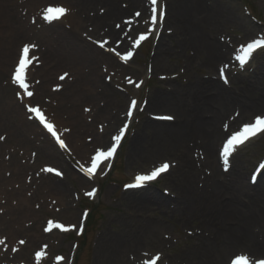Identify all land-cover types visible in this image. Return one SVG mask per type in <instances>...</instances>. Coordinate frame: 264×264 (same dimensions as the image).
<instances>
[{"label": "bare ground", "instance_id": "bare-ground-1", "mask_svg": "<svg viewBox=\"0 0 264 264\" xmlns=\"http://www.w3.org/2000/svg\"><path fill=\"white\" fill-rule=\"evenodd\" d=\"M40 1L27 0L28 4L22 6L24 9L37 12L39 9L41 10L40 4L39 7L37 6L38 8L33 7V2ZM62 1L66 2L67 0ZM69 1L73 3L66 4V15L59 22H54L52 27L55 25L59 27L58 30H54V34L68 35L64 32L63 26L60 27L59 25L70 24L69 32H73V36L64 35L68 39L61 44V51H58V55L48 57L51 61L47 65H52L48 74L43 73L42 69L39 70L44 85L43 88L37 87L36 90L39 94L43 92L46 96L47 87L51 89L54 86L52 82L55 78L52 71L70 72L71 74L66 78L63 86V89L66 88V90L61 93L57 92L56 96L62 95L64 99H60V101H65L66 105L72 104L74 100L78 101L75 105L81 110L82 116L89 120L93 117H105L110 110L109 117L114 123L119 119L117 113L119 106L112 100L114 94L112 92H115L114 87L105 79L109 73L113 75L112 71L115 67H112L108 60H114L115 57L95 48L93 43L88 41V38L91 37L90 39H92L94 36L100 37L102 35L105 39H112L114 42V38L121 36L123 31H126L125 24L118 28L119 31L115 29V25L123 20L127 11L121 8L119 0ZM128 1L131 7L137 8L143 15L148 14L149 3L147 0ZM18 2L19 0H0V36L3 39H6L9 30H15L16 23L24 26L31 24V19L27 18L23 22L21 15H19L20 18L18 17V9L22 7ZM223 2L226 3L227 9L223 7ZM232 3L229 0H165L166 12L169 17L167 38L170 40H166L163 34V38L157 42L151 67L153 74L169 70L170 66L167 62L171 60L172 56L188 51H194L199 63L209 70L215 67V63L230 62L233 45L222 42L221 32L223 33L226 27L230 25L238 24L241 19L244 20H242V24L240 22L241 28L249 29L247 27L250 25L243 15L236 14L231 6ZM76 13L80 17L82 15L84 20L78 19L75 16ZM146 18L143 16L139 19L140 21L134 22V26L140 27L141 22H144ZM38 23L42 27L51 25L46 23L43 18L41 21L39 19ZM224 25L225 28L221 31ZM31 28L33 29V27ZM32 29L29 30L33 32ZM24 32L26 36H29L26 31ZM74 34L77 38L74 37ZM43 37L41 32L39 35L34 34L33 38L40 41ZM49 38H51L48 39L50 43L53 37L49 36ZM66 38L63 37V39ZM131 39H127V45ZM14 53H8L6 58L11 71L15 67L11 66ZM123 54L125 55V53L120 55ZM195 54L193 53V56ZM31 57L36 59L33 51ZM44 58L46 59V56L38 61L43 62ZM35 65L36 62L26 71L25 76L27 78L34 72ZM253 73L245 76L235 73L233 80L239 86L235 90L211 76L205 82L198 78L191 81L189 85L179 87L170 80L165 88L166 93L161 92L150 97L148 107L170 109L174 113L175 120L168 124L149 121L152 125L146 129H150L152 135L149 136L145 129L139 136L133 138L131 159L134 161L141 156L147 158V155L154 154L155 159L172 158L173 161H176L177 165L169 171L172 175L168 180L167 188H173L177 197L174 201L175 206L169 207L167 203L172 198L157 196L156 192L147 189L145 194L140 196L131 194L127 198V204L129 206L138 205L142 211L144 208L150 207L147 200H155L158 202L156 206L160 207L159 211L165 215L172 214L174 217H178L180 223L198 224L196 228L199 233L194 238L196 241L193 247L177 255L174 260H170V264H225L227 259L229 261L238 252H248L252 257H264V179L263 181L259 179L255 186L248 183L247 165L239 156L236 164L232 165L230 170H225L219 152H217L219 142L226 131L223 128L225 121H230V126L237 128L248 123L245 120L255 118L257 110L264 109V91L260 92L258 88L260 83H264V70H257L256 73ZM69 78L77 80L75 86L70 84L72 79L69 80ZM161 83L164 84L162 81ZM18 91L23 93V90L18 89ZM23 100V103H30V100L25 98ZM12 104L17 107L18 114H22L24 117L22 104L18 101H12ZM72 108L74 106L69 109L72 110ZM69 109L67 108L66 112H70ZM234 109L240 112V117L237 119L231 117L230 111ZM253 112L255 115L250 117ZM46 113L62 137L66 138V124L61 118L53 116L49 110ZM26 124L33 126V130H30L32 135L35 131L39 138H43V141H40L46 149L44 153L49 158L53 160L64 159V155L58 149H54L56 147L53 141L35 121ZM105 134L106 130L100 138V145L106 143L104 142ZM263 134L261 133L255 140L246 145L256 141ZM25 143L27 144L26 141ZM27 145V147L30 146ZM68 145H70L69 148L72 152L79 155L81 161L85 159L84 153L80 154L79 148L74 146L73 142ZM27 147L24 149V155L31 159L33 155ZM199 151L203 152L205 160L195 157ZM27 165L30 166V164ZM32 168V166L31 168L21 166L19 172L26 173L28 170H33ZM262 176L264 178V173L261 178ZM79 178L81 185L88 186L91 183L85 177ZM19 180L17 181L21 183V188H24L25 192L23 191L24 194H21L19 199H15L19 206L13 209V213L17 214V218L21 221L24 217L31 218L28 221L35 220L31 207L32 194L28 193L29 189H27L26 184ZM2 182L6 183L7 180L2 179ZM9 185L12 184H4L5 188H2L0 194L9 195L10 192L7 190ZM45 188L49 189L47 186ZM61 191L62 193L60 186H58L56 188L57 194H63L65 189ZM11 192L17 193V191ZM221 221L223 226L218 224ZM20 222L19 230H24ZM139 222L140 226L136 231H131L132 221H129L123 229L122 236L120 235L119 238L112 237L108 241L111 246L106 249V252L111 256V261L117 260V256L125 253L122 250L125 246H133V249L148 247L149 252H152V250H160V247L167 243L165 234L168 232L164 231L166 228L163 225L150 220L146 221V219ZM8 235L10 242H14V244V236L16 239L19 238L18 241L21 238L20 234L9 233ZM22 235L29 237V241L34 238V235L32 236L25 231ZM122 244L124 247H121ZM27 245L28 243H26ZM1 246L0 253H3L6 245L1 244ZM17 246H19L18 250H25L20 245ZM17 246H13V248ZM148 250L141 249L140 251ZM231 253L233 254L231 255ZM219 258L222 260L217 263L215 260H219ZM20 264L23 263L20 262Z\"/></svg>", "mask_w": 264, "mask_h": 264}, {"label": "rangeland", "instance_id": "rangeland-1", "mask_svg": "<svg viewBox=\"0 0 264 264\" xmlns=\"http://www.w3.org/2000/svg\"><path fill=\"white\" fill-rule=\"evenodd\" d=\"M61 1L62 0H44L42 2L41 0L40 2H33V7H37V5L39 4L45 5V2L50 3ZM229 1L233 2L231 6L235 10L236 14L239 13L241 16L243 15V17L248 20L250 25L247 27L249 29L241 28L240 22L242 24L243 20L241 19L239 20L238 24L235 23L234 25L226 27V29L223 31V33L221 32L220 35L227 42V44H234V49H236L238 45H242L247 41L256 38L259 34L264 35V0ZM66 2H68L69 4L73 3L69 0H67ZM119 5L127 10L126 16L128 18H133V13L138 12L137 8L131 7V4L128 0H122ZM222 5L223 7H225L226 3L223 2ZM77 17L78 19L83 20L82 16L80 17L79 15H77ZM168 18L165 23L166 28L163 31L164 35L167 30L169 20ZM21 25L22 24L20 23H16V27L14 28L15 30H13L14 32L11 31L12 29L9 30L6 35V39L1 38L0 36V137H2V139H0V179L6 178L8 180L6 183L12 184L8 189H13L14 186L19 183L17 180L20 179L19 181H23L27 185V187H29L30 193L33 194L34 199L31 205L32 209L34 210L33 216L35 217L36 222L34 224V221H32L33 225L28 224L27 228L25 229L27 230L26 233H29L31 235L40 236L41 227L43 226L44 221H46L47 219L53 221H62L68 226L76 223L77 226L78 218L82 210L89 209L91 211V218L88 222L87 230L83 238L76 236L75 232H70L67 234H58L55 232L54 235H50L46 238L41 239V244L44 243L49 247V259L45 264H54L52 259L57 254H64L67 257L65 264H68V257L72 254V246L74 245V243H78L79 245V248L76 252V264H143L145 261L144 259H147V257H149L150 252L147 253V251L140 250H148V247H137L133 249V246L129 245L124 247L122 244L121 247H124L122 250H124L125 253L117 256L118 258L115 261H111V256L107 254L106 249L111 246V243H109L108 241L112 237L119 238L120 235H123V229L129 221H132L131 231H136V229L140 226L139 221L145 219L146 221L150 220L163 225L166 228L164 231L168 232L165 235H167L170 240H167V243L160 247V250H154L155 253L162 254V259L164 260L162 264H166L169 259L174 260L177 255H180L188 248L193 247L196 240L194 239L195 236H193L191 232L196 229L198 225L197 223H180L178 217H174L172 214L165 215L162 211H159L160 207L156 206L158 202H156L155 200H147L151 208L147 207L142 211H140L141 208L138 205L129 206L127 204V198L131 194L140 196L143 193L145 194L146 190L143 189L137 192H129L125 191L123 189V186L126 183L133 181V178L136 174L147 173L151 171L155 164L150 165V163H153L154 161H159L161 163V161H163V159H155L154 154L147 155V158H143V156H141L137 159H134V161H132L131 159V145L133 142V138L139 136L142 132L145 131L146 128H149V125H152L149 120H147V117L149 115L151 117L152 114H167L174 116L173 111L170 109L147 106L152 95L161 92L166 93L165 88L169 83L163 82L164 84H162L159 79L160 76H167L177 87L189 85L191 81L198 78L202 82H205L209 75H213L216 78L218 77V63H215V67L212 70H209L203 67L201 63H199V61L197 60V54H195L194 51L176 53L172 56L171 60L167 62V64L170 66V68H168L169 70L159 73L155 72L154 76H152L151 66L156 46V38L152 36L150 40L147 41L146 44H144L141 50L136 53L134 59L130 61V63H128L126 66L123 65L121 67L116 60H108L112 67H115L116 69L120 68L123 70V73H125L121 77L115 76L114 80L111 81V84L112 86L114 85L113 87L115 89V92H112L114 93L112 95V100L116 105L119 106L117 110L118 116L119 113L123 112L122 116H119V119L114 123L110 120L109 117V113H111V111L107 109L108 114L105 117H101L100 119L98 118V123L87 122L85 121V119H81L80 124H77V118L80 114L76 115V113L79 111V108L75 104H77L78 101L74 100L73 103L70 104L71 106H74V108L70 110V105H66L64 101L60 103V99H63V97H57V100H55V102L49 101L47 98H42L43 104L50 105L49 108L54 114L56 113L64 120H68L69 118L70 121L68 120L69 122H66L69 124L68 132L72 140H70L69 142H73V144H75L78 140L85 141L78 144L80 153H83L85 149L90 148L88 150L91 154L95 150H99L98 148L100 147V143L96 142L98 135L100 134L99 129L106 128L108 130V133L105 138H112L114 135H116L119 127L125 121V113L129 101L132 99L138 100V114L133 122L130 134L126 139L125 144L123 145L122 153L117 157L114 170L106 176L105 174H102L98 178V181L94 185L100 187L99 196L94 203H89L85 199L84 194L85 191L90 190L93 186H88L84 189H82V187L80 186L79 176L77 175V173L82 162L79 161L78 156L68 154V156L64 157V160L62 161L49 158L47 154L44 153V150L46 151L45 147L36 142L37 137L35 136L34 131L33 135L30 133V130H33V127L24 124L23 120L21 119L22 116L20 117L18 114L19 112L17 111V107L12 105V101L15 97V92L13 89H9L7 86V82L9 79V77H7V74L10 73L8 72V67L10 66V64H7V54L15 52V58L20 45L25 42L26 39L32 40V38L29 37L30 33L32 32L27 27L23 28L24 26ZM223 28H225V25L221 29L223 30ZM49 30L45 29L44 31H42L44 32L43 38H46V40H43V38H41L40 41L38 40V44L42 46L41 50L45 53L46 56V59L44 58V62L46 61V63H44L45 65L42 67V72L45 74H48V71H50V68L52 66H50V64L47 65V63L51 61L48 59V57L58 55V51H61L62 48L60 47L61 44L68 39L65 36H73V32H69L70 29H65L64 32L68 35H65L64 33L63 34L65 36L62 34H58L56 35L57 38L55 40L53 39V41L49 43L48 39H51L49 38V36L52 35V32H49ZM24 31H26L29 36H26V34L23 35ZM144 31H147V25H145V27H141V29L136 31L135 37H137L138 33ZM63 37L66 39H63ZM74 37L77 38L75 34ZM95 38L102 39L101 37ZM166 40L169 41L170 39L166 38ZM132 43L133 42H131L130 46H127L128 49L131 47ZM110 47L111 46H109L107 49L109 50ZM193 53L195 54L194 56ZM14 58L11 65L15 61ZM246 69L250 71V73H256L257 70H264V52L256 55L253 59V62ZM53 73L56 76L59 72L52 71V74ZM125 77H127V79ZM132 79H135L136 82L133 84H128V82ZM229 79L231 80V77H229ZM138 83L142 84L140 88L129 87L130 85L136 86V84ZM75 84V82L72 83L73 86H75ZM232 86L236 89L238 85L234 82ZM258 88L260 92L264 91V83H260L258 85ZM36 102L37 101L33 100L31 103L35 104ZM67 108L70 110V112H66ZM73 110L74 113L72 112ZM233 111L234 110H231L230 112L233 113ZM256 112L257 113L255 114L261 115L264 113V109ZM255 114L253 112L251 116ZM147 123L149 124L147 125ZM72 131H74V136ZM147 134L151 136L152 131L148 129ZM109 138L106 141L107 146L110 145ZM25 141L31 146L29 150L33 149L34 153L37 154V157H33L32 160H29L27 156H25V158L22 153L28 146ZM237 154L238 155L235 159V163L237 162L238 156L241 157V160H243V162L247 165L246 176L247 182H249L251 172L254 170L256 165L264 158V136L257 142H254L246 148L240 150ZM124 159L125 162L123 161ZM166 160H169V158H167ZM27 164H30V166H28ZM43 165L60 168L65 173L66 178L60 180L50 175H46V177L48 178L43 177V174L38 172L40 170L39 168ZM21 166H23L24 168H31L32 166L33 170H28L26 173H21L19 172ZM171 175L172 173L166 175L157 183L152 184L151 186H146V188H149L151 191L156 192L157 196L159 195L164 198H172L169 199V202L167 203L169 207L175 206L174 201L175 197H177L173 188H167L168 180ZM261 179L263 181V176ZM29 180L31 181V183H29ZM2 184L3 183L1 181L0 189L2 187ZM45 186L49 187V189L45 188ZM58 186H60V190L65 189V199L57 194L56 188ZM20 190L21 188L17 189V192ZM20 197L21 196L19 195V193H16V199H19ZM0 198H2L3 200L0 203V208H4L0 209L1 237V235L3 234V236H7V234L9 233L15 234L19 230L17 228L19 227V222L21 220H19L17 216L14 215L15 213L13 214V212L6 210L7 204L11 202V196L7 195L5 197H1L0 195ZM51 199L53 202H49V200ZM70 216H73L74 218ZM24 218L20 222V225H24V222L31 219L28 217ZM15 219H18V222L17 220L15 221ZM218 224L223 226L222 221L218 222ZM23 237L24 236H22V238ZM59 241H63V243L60 245L58 243ZM11 244L12 243L8 241L7 246L9 247V245ZM30 245H32L36 249L39 248V242L37 241H31ZM138 248L141 249L137 250ZM233 253H231V255ZM26 254L27 251L25 253L22 252L20 255L14 254L10 259L13 260L14 263H16L15 261H19L18 259H21L22 257L25 260L31 261L32 254L29 255L28 258L26 257ZM3 257L4 260H6L7 255H3ZM141 259H143L144 261L139 262V260ZM221 260L222 259L219 258V260L216 259L215 261L218 263ZM227 263L228 259L227 261H225V264Z\"/></svg>", "mask_w": 264, "mask_h": 264}, {"label": "snow or ice", "instance_id": "snow-or-ice-1", "mask_svg": "<svg viewBox=\"0 0 264 264\" xmlns=\"http://www.w3.org/2000/svg\"><path fill=\"white\" fill-rule=\"evenodd\" d=\"M151 24L153 28L157 27L159 22L164 17V11L160 8V5L158 3V0H151ZM67 9L64 7L59 6H49L47 7L42 14V18L45 21L52 22L55 20L60 19L64 15H66ZM136 15H139V12L136 13ZM153 29H149V31H152ZM148 37L146 35H140L139 39L136 40V44L138 45L140 41L146 40ZM34 46L25 45L21 50V55L19 57V62L17 67L15 68V72L12 76V82L18 86V89L23 90V94H21L19 91L17 95L23 99V96L31 97L33 93L31 91H28V84L25 82V71L29 66L30 59H29V52L31 48ZM100 47H104V44L101 43ZM264 48V39H256L252 43H248L246 47L242 46L239 49V52H241V55L236 56V60L239 61L240 65L243 66L247 61L248 58L253 54L254 51L257 49ZM133 53L131 51H128L125 56L122 57L124 60H128L131 58ZM221 76H224V70L221 69ZM65 77L62 75L60 77L61 80H63ZM225 82L227 83V79L225 78ZM129 83H132V81H129ZM140 85L137 84L136 87H139ZM137 104L136 101L131 102V108L128 111L127 115L129 117L133 116V110H136ZM27 111L29 113L34 114V118L39 121L41 125H43V128L47 130L48 133L51 134L53 138H55L56 142L59 144V147L61 149L65 148V143L61 139L60 136L57 135V130L55 129L53 123H50L45 114L41 111L39 107H27ZM160 119H172L170 116H161L158 117ZM127 129V125L123 126L119 129L118 134L114 135L112 137V140L114 143L110 144L109 147L106 150H97L95 155L91 157L90 160V167H84V173L92 177L97 169L100 167L102 162L110 161L113 157V155L117 152V147L120 145L122 137L125 135V131ZM258 133H264V115H258L255 118L254 122H248L243 125V127L236 131L235 133H232L229 137L226 138V141L222 145V152L221 155L223 157V161L225 166L227 167L229 163V157L233 153L234 149L241 144H244L247 140H249L251 137L256 136ZM2 139V137H0ZM109 165L107 163L104 164V167H108ZM169 169L168 163H161L159 167L154 168L150 174L147 175H137L135 177V182L133 184H128L125 187L126 188H137L143 186L145 183L153 181L154 179L161 176V174L167 172ZM102 170V169H101ZM44 171L47 172H53V168H47L44 169ZM56 176H61V172L56 171ZM85 195L87 196H94L95 190L86 192ZM63 225L61 224H53L52 222H49L48 229L52 228H60L63 229ZM5 242L3 240H0V244H4ZM21 244L24 243L23 240L20 241ZM15 250V249H13ZM43 253L37 252L36 253V259L39 262L41 259ZM60 259L59 257L57 258ZM159 259V256L155 257L151 261H145L144 264H156V261ZM232 264H251V262L248 260L247 257H238L236 258ZM255 264H264V259H257L255 261Z\"/></svg>", "mask_w": 264, "mask_h": 264}]
</instances>
